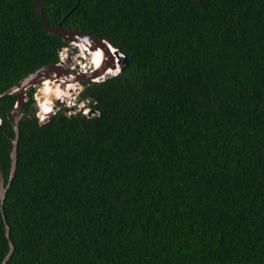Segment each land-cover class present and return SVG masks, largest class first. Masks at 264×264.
Masks as SVG:
<instances>
[{
    "label": "trees",
    "instance_id": "obj_1",
    "mask_svg": "<svg viewBox=\"0 0 264 264\" xmlns=\"http://www.w3.org/2000/svg\"><path fill=\"white\" fill-rule=\"evenodd\" d=\"M40 1L127 63L90 115L0 97V264H264V0ZM68 44L0 0V93Z\"/></svg>",
    "mask_w": 264,
    "mask_h": 264
},
{
    "label": "water",
    "instance_id": "obj_2",
    "mask_svg": "<svg viewBox=\"0 0 264 264\" xmlns=\"http://www.w3.org/2000/svg\"><path fill=\"white\" fill-rule=\"evenodd\" d=\"M34 1L36 4L37 15L42 20L45 28L49 32L61 36L65 41L70 42V41L77 40L85 44L92 50L100 49V51L102 52V60L98 68L93 69L92 71H89L86 73L82 71H74L72 69L66 68L63 64H60L59 62L43 65L31 71L30 73H28L25 77L20 79L13 86L1 92L0 97L6 93H13V92L17 93L18 106L13 111L17 120L20 117L22 98L23 96H25L24 90L28 89L32 85L39 84L46 78L55 80L60 83L61 82L66 83V84L67 82L74 83V82L81 81V80L91 82V81H94L93 77L102 75L108 66H110L111 68L117 69V71H119L123 69L124 65L127 63V58L125 54L120 52L118 49L113 47L109 42H107L106 40L102 38L86 34L78 29L65 30L59 27L51 26L43 15L42 8H41V5H42L41 1L40 0H34ZM111 47H113V50H111ZM37 92L39 93V91ZM15 130H16V137H17L18 136L17 122L15 125ZM15 164H16V143H14V147L12 151V166H11V174H10L11 176L9 178V181L12 179V175L15 169ZM2 187H3V179L2 177H0V199L1 200H3L4 195H5L4 193L5 189L3 190ZM9 244H10V250L7 256L11 253L13 249V245L11 241H9Z\"/></svg>",
    "mask_w": 264,
    "mask_h": 264
},
{
    "label": "rangeland",
    "instance_id": "obj_3",
    "mask_svg": "<svg viewBox=\"0 0 264 264\" xmlns=\"http://www.w3.org/2000/svg\"><path fill=\"white\" fill-rule=\"evenodd\" d=\"M80 41H70L69 44L66 46V47H63L61 50H60V53H59V59L60 61H62V63L69 67L68 65H71V64H79L81 62H85L87 65L90 63L93 62V58H94V54H90L89 52L87 53L86 51H83L82 49L79 48V45H80ZM84 55L85 57L82 58L80 55ZM80 61V62H78ZM88 65V66H89ZM92 66V65H90ZM78 71H80V67L78 65L75 66ZM73 67V68H75ZM72 68V69H73ZM117 72V70H116ZM110 75H113V74H106L104 77H107V76H110ZM103 76V75H102ZM102 76H99V77H102ZM98 77V76H96ZM98 77V78H99ZM103 77V78H104ZM95 77H93L94 79ZM52 80V79H51ZM49 80L52 85L54 82H56L58 85H53V88L56 89V90H59V89H62V91H66L68 93L64 94V95H61L59 97H56L55 95H51V101H50V105L53 106V109L56 108L57 105L59 106H65V111L68 113L70 110H72L73 108L77 109V106L80 105V100H78L77 98V92L79 91V83H76L74 85H67L65 83H60V82H57L55 80L51 81ZM75 83V82H74ZM65 84V87L63 86ZM34 88V92H33V107L35 108L36 112L38 110H43V107L41 106V104L39 103V100H38V96H37V91L39 89V91L44 95V97L47 95V92H44V89L46 87H44V84H35V85H32L31 88ZM73 87V88H71ZM30 88V87H29ZM66 88V89H65ZM71 88V89H70ZM70 89V90H69ZM25 100V96H23L22 98V101ZM75 102V103H74ZM71 103H74V106H71L69 107L68 104H71ZM43 112V111H42Z\"/></svg>",
    "mask_w": 264,
    "mask_h": 264
},
{
    "label": "bare ground",
    "instance_id": "obj_4",
    "mask_svg": "<svg viewBox=\"0 0 264 264\" xmlns=\"http://www.w3.org/2000/svg\"><path fill=\"white\" fill-rule=\"evenodd\" d=\"M79 48L80 49H82L83 51H88L91 55L92 54H94V58H93V62L92 63H90V65H92V66H88V65H84V68H86V67H91L92 68V70L93 69H96V68H98L99 66H100V64H101V60H102V52L100 51V49H96V50H92V49H90L88 46H86L85 44H83V43H80V45H79ZM111 50H113V47H111ZM91 70V71H92ZM116 70L117 69H114V68H111L110 66H108L107 68H106V70L104 71V73L102 74V75H100V76H102V77H104L106 74H113V73H115L116 72ZM82 72H89L88 71V69H82L81 70ZM99 77V76H98ZM95 77L94 79H100V78H102V77ZM49 80H51V79H49V78H46V79H44L42 82H40V84H46L47 85V83L48 82H50ZM51 81H53V80H51ZM54 85H58L56 82H54L53 83ZM66 84V83H65ZM65 84L63 85L64 87H65ZM74 85L75 83H71V82H67V85ZM35 85V84H34ZM44 87H46V86H44ZM58 87H59V85H58ZM71 88H73V87H71ZM70 88V89H71ZM66 89V88H65ZM69 89V90H70ZM56 91V93H54ZM44 92H46V88L44 89ZM66 93H68V92H66V91H62V89H59V90H56V89H54V91H53V94H51V95H64V94H66ZM51 95H50V98L47 96H45L44 98L46 99V101H48V102H50L51 101Z\"/></svg>",
    "mask_w": 264,
    "mask_h": 264
},
{
    "label": "built area",
    "instance_id": "obj_5",
    "mask_svg": "<svg viewBox=\"0 0 264 264\" xmlns=\"http://www.w3.org/2000/svg\"><path fill=\"white\" fill-rule=\"evenodd\" d=\"M64 47H66V46H64ZM63 48V47H62ZM61 48V49H62ZM59 53H60V51H59ZM60 60V59H59ZM78 62H80V61H78ZM59 63H62V61H59ZM63 64V63H62ZM86 63L85 62H81V63H79L78 64V66L80 67L79 69L80 70H82V69H88V71H91L92 70V68L91 67H86V68H84V65H85ZM64 65V64H63ZM87 65V64H86ZM89 65V64H88ZM69 66V68L70 69H72L73 67H75L76 66V63H74V64H71V65H68ZM101 79V78H100ZM96 81L98 80V79H95ZM78 93H79V91L77 92V95H78ZM56 97H59V96H61V95H55ZM87 101H88V99H83V100H80V105H78L77 106V109H75V108H73L72 110H70L69 112L70 113H74V112H76V111H79V112H82L84 115H90V114H93V113H95L97 110H93L92 108H90L89 106H88V104H87ZM75 103V102H74ZM74 103H71V104H68V106L69 107H71V106H74ZM59 107V105H57L56 106V108L55 109H53V106H51L50 104H49V106L45 109V108H43V112L41 111V110H38L37 112H36V114L38 115V116H40V117H46V116H48L49 115V113H51V112H53L54 110H56L57 108ZM48 109H50V111L48 110Z\"/></svg>",
    "mask_w": 264,
    "mask_h": 264
},
{
    "label": "clouds",
    "instance_id": "obj_6",
    "mask_svg": "<svg viewBox=\"0 0 264 264\" xmlns=\"http://www.w3.org/2000/svg\"><path fill=\"white\" fill-rule=\"evenodd\" d=\"M86 52L88 53L87 50H86ZM79 55H80V54H79ZM80 56H81L82 58L85 57L84 55H80ZM59 61H60V60H59ZM59 61H58V62H59ZM60 64H62V63H60ZM76 65H78V64H76ZM117 72H118V71H117ZM115 73H116V72H115ZM115 73H113V74H115ZM102 78H103V77H102ZM102 78H101V79H102ZM98 80H100V79H98ZM98 80H97V81H98ZM94 81H96V80L94 79ZM78 82H79V81L75 82V84L78 83ZM16 107H17V106H16ZM16 107H15V108H16Z\"/></svg>",
    "mask_w": 264,
    "mask_h": 264
},
{
    "label": "flooded vegetation",
    "instance_id": "obj_7",
    "mask_svg": "<svg viewBox=\"0 0 264 264\" xmlns=\"http://www.w3.org/2000/svg\"><path fill=\"white\" fill-rule=\"evenodd\" d=\"M65 66V65H64ZM66 68H69V67H67V66H65ZM70 69V68H69ZM72 70H74V71H78V69L75 67V68H73ZM81 71V70H80Z\"/></svg>",
    "mask_w": 264,
    "mask_h": 264
},
{
    "label": "snow or ice",
    "instance_id": "obj_8",
    "mask_svg": "<svg viewBox=\"0 0 264 264\" xmlns=\"http://www.w3.org/2000/svg\"><path fill=\"white\" fill-rule=\"evenodd\" d=\"M50 111V109H48Z\"/></svg>",
    "mask_w": 264,
    "mask_h": 264
}]
</instances>
